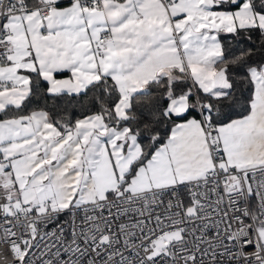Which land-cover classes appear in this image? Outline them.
Segmentation results:
<instances>
[{
	"label": "snow or ice",
	"instance_id": "obj_1",
	"mask_svg": "<svg viewBox=\"0 0 264 264\" xmlns=\"http://www.w3.org/2000/svg\"><path fill=\"white\" fill-rule=\"evenodd\" d=\"M0 264H264V0H0Z\"/></svg>",
	"mask_w": 264,
	"mask_h": 264
}]
</instances>
